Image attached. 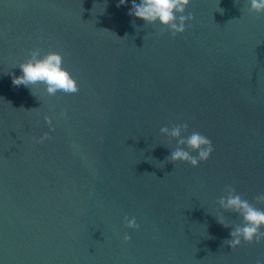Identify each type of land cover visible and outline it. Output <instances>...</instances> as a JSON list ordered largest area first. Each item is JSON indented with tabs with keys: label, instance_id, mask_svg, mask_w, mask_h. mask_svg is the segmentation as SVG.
Masks as SVG:
<instances>
[{
	"label": "water",
	"instance_id": "obj_1",
	"mask_svg": "<svg viewBox=\"0 0 264 264\" xmlns=\"http://www.w3.org/2000/svg\"><path fill=\"white\" fill-rule=\"evenodd\" d=\"M138 2L0 0V264L264 259V243H225L243 220L218 205L230 185L264 209V13L192 0L172 35L133 26ZM37 47L62 54L77 96L12 84ZM184 123L212 142L197 167L167 159L160 129Z\"/></svg>",
	"mask_w": 264,
	"mask_h": 264
},
{
	"label": "clouds",
	"instance_id": "obj_2",
	"mask_svg": "<svg viewBox=\"0 0 264 264\" xmlns=\"http://www.w3.org/2000/svg\"><path fill=\"white\" fill-rule=\"evenodd\" d=\"M192 0H139L132 4V11L129 13L133 18L142 19L146 24H159L164 29L170 30L172 35L183 33L189 21L195 19L194 15L187 12ZM250 4V10L257 13H264V0H246ZM129 0H120L119 8L127 9ZM21 74L13 76L12 84L15 86L23 85L33 93V86L40 84L48 95H55L57 92L73 95L79 94V87L76 79L70 71L63 66L62 54L56 51H48L41 54L40 48L30 50V55L21 63L17 64ZM16 65V66H17ZM34 94V93H33ZM63 115V112L61 113ZM50 122V117H45ZM188 124H177L171 128L165 126L160 129L161 133L176 139V147L171 150L167 159L189 162L193 167L199 166L201 161L207 160L213 146L210 139L201 133L193 131L185 136ZM44 137L37 138V142ZM186 146V147H185ZM193 152L196 154L193 155ZM226 195L218 199L219 208L225 211L238 213L243 220L242 224L232 227L231 239L226 240L232 248L238 247L242 242L264 243V209L257 208L248 200L244 199L230 185L225 189ZM258 202H264V193L256 196ZM218 221L225 226L226 218L222 213L218 216ZM124 222L130 229H138L140 225L136 217H124ZM125 241H130L131 236L124 235ZM257 264H264V259L258 260Z\"/></svg>",
	"mask_w": 264,
	"mask_h": 264
}]
</instances>
